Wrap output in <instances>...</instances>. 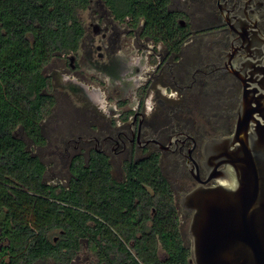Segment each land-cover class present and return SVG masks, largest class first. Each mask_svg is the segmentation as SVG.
Instances as JSON below:
<instances>
[{
    "label": "flooded vegetation",
    "instance_id": "obj_1",
    "mask_svg": "<svg viewBox=\"0 0 264 264\" xmlns=\"http://www.w3.org/2000/svg\"><path fill=\"white\" fill-rule=\"evenodd\" d=\"M165 3L172 30L158 35L145 26L143 16L120 18L104 0H89L86 8L91 12L88 23L83 24L80 44L60 57L63 68L75 73L66 83L81 91L87 115L75 123H62L60 130L56 124L54 133L44 132L43 118L40 121L45 143L38 146L51 143L46 151L52 161L49 167L64 171L63 180H46L48 167L26 149L44 164L43 181L56 188H69L77 177L72 167L75 159L80 157L88 167L91 155L97 153L105 161L108 184H114L123 196L104 192L103 207L95 216L99 219L95 245L89 242L92 230L54 228L46 232L54 247L30 257L29 264H145L138 258L136 237L151 230L155 207L145 212L143 230L135 229L136 209L144 198L130 194L136 190L132 179L140 169L150 166L158 169L170 190L179 238L189 251L188 264H193L188 231L192 213L183 206L182 197L196 186L216 183L214 176L222 165L206 161V146L212 139L234 133L242 106L256 105L255 99L264 102V97L259 98L262 89L258 84H264V0ZM45 74L51 82L48 93L53 96L49 89L59 73ZM76 76L97 79L100 90L112 87L109 99L96 98L95 87L75 82ZM56 103L54 98L50 108ZM139 186L144 196L146 192L150 197L155 195L148 182ZM65 232L78 235L79 243L58 248L56 242ZM31 238L20 239L18 264H25V242ZM9 242V232L0 226V261L7 263L15 256L7 247ZM156 253L162 260L167 255L161 242Z\"/></svg>",
    "mask_w": 264,
    "mask_h": 264
},
{
    "label": "trees",
    "instance_id": "obj_2",
    "mask_svg": "<svg viewBox=\"0 0 264 264\" xmlns=\"http://www.w3.org/2000/svg\"><path fill=\"white\" fill-rule=\"evenodd\" d=\"M104 1L120 18L143 16L145 26H151L158 35L172 30L165 0ZM88 4L89 0H0V226L9 232L7 247L15 255L10 262L1 260L0 264H18L24 236H33L25 242V264L39 252L49 251L55 244L46 232L54 228L92 230L89 242L95 245L99 232L95 216L103 207L104 192L123 196L114 184H108L105 161L97 153L91 155L88 167L80 157L73 161L77 177L69 188L46 184L42 178L44 164L14 134L20 127L34 144L45 143L40 121L54 98L48 93L51 82L44 68L56 54L77 48L85 31L80 11ZM141 182L151 184L155 195L150 197L146 192L144 196ZM132 183L136 190L130 195L144 198L136 209L139 217L135 229L143 230L145 214L150 206L155 207L151 230L136 237L138 258L145 264H188L189 251L179 238L176 208L165 179L150 166L140 169ZM66 233L56 242L58 248L79 243L78 235ZM70 237L73 239L66 240ZM158 242L166 250L165 261L157 256Z\"/></svg>",
    "mask_w": 264,
    "mask_h": 264
},
{
    "label": "water",
    "instance_id": "obj_3",
    "mask_svg": "<svg viewBox=\"0 0 264 264\" xmlns=\"http://www.w3.org/2000/svg\"><path fill=\"white\" fill-rule=\"evenodd\" d=\"M255 100L239 110L232 135L206 146V161L222 165L216 183L182 197L193 264H264V102Z\"/></svg>",
    "mask_w": 264,
    "mask_h": 264
},
{
    "label": "rangeland",
    "instance_id": "obj_4",
    "mask_svg": "<svg viewBox=\"0 0 264 264\" xmlns=\"http://www.w3.org/2000/svg\"><path fill=\"white\" fill-rule=\"evenodd\" d=\"M90 10L85 8L80 11V17L83 24L88 23V16L90 14ZM80 44V43H79ZM70 53V52H69ZM64 54H56L51 61L45 66V73L48 72H55L59 73L58 79L54 81V86L50 87L49 91L53 94V97L56 98L57 103L54 104V108H49L47 112L43 114V123H45L44 132L46 133H54L55 132V125H58V130L61 128L62 123H66V121L75 123V121L82 120V118H85L87 113H85V106L87 105L85 103V99L81 96V91L73 90L69 85H67L66 80L71 78L72 76H75V73L68 72L67 69L63 68L62 60H60V57H63ZM63 59V58H62ZM77 68H79V72H82V66H81V59H78ZM60 73H63V76L60 78ZM70 74V75H68ZM88 74V73H86ZM88 76H90L88 74ZM72 79V78H71ZM75 82H85L84 85H87L86 83H91V86H88V88H91L92 86L95 87L93 91L96 94V98L99 97L100 100L109 99L108 95L111 93L112 87H109L106 85V87H101V90L99 89V83L97 79L90 78L89 80L86 78L85 80L82 79L81 76H76L74 78ZM109 90V91H108ZM114 97H111L110 99H113ZM14 134L22 139L26 145V148L32 152L35 153L37 156H39L42 161L45 163V165L48 167L47 171L45 173V179L49 180L51 183H54V181L63 180L61 176L63 177L65 172L60 170H52V167H49V163L51 164V158L49 157L47 150L50 149L51 143L46 144L43 147H39L38 145H35L31 139L25 134L24 130L20 127H17L14 131ZM48 140L53 143L54 139L52 135H48ZM52 165V164H51ZM55 168V166H53Z\"/></svg>",
    "mask_w": 264,
    "mask_h": 264
}]
</instances>
